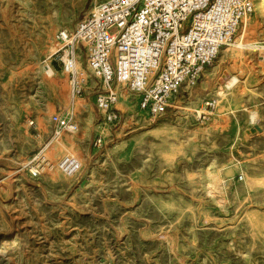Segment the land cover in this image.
Listing matches in <instances>:
<instances>
[{
    "label": "rangeland",
    "instance_id": "374dc122",
    "mask_svg": "<svg viewBox=\"0 0 264 264\" xmlns=\"http://www.w3.org/2000/svg\"><path fill=\"white\" fill-rule=\"evenodd\" d=\"M97 1L0 0V264L9 248L22 264H264V0L207 87L204 75L178 95L175 105L193 100L182 114L149 123L123 90L125 116L110 133L76 97L79 130L56 135L52 115L69 106L71 86L54 36ZM161 119L174 127L168 149L142 133ZM73 151L85 162L71 186L57 168L32 175L39 156L59 164Z\"/></svg>",
    "mask_w": 264,
    "mask_h": 264
},
{
    "label": "built area",
    "instance_id": "2783aa9c",
    "mask_svg": "<svg viewBox=\"0 0 264 264\" xmlns=\"http://www.w3.org/2000/svg\"><path fill=\"white\" fill-rule=\"evenodd\" d=\"M256 0H99L72 27L54 36L57 60L71 86L68 107L52 115L54 133L77 132L73 103L76 97L92 102L97 126L110 133L125 112L123 90L137 100V115L149 123L165 116L179 94L192 89L233 42L241 26L254 14ZM118 27L116 32L110 30ZM207 108L214 102L206 103ZM97 133L93 147L101 148L105 136ZM58 169L73 176L80 162L67 154L59 164L46 156L31 163L39 177ZM82 169V168H81Z\"/></svg>",
    "mask_w": 264,
    "mask_h": 264
},
{
    "label": "bare ground",
    "instance_id": "6f19581e",
    "mask_svg": "<svg viewBox=\"0 0 264 264\" xmlns=\"http://www.w3.org/2000/svg\"><path fill=\"white\" fill-rule=\"evenodd\" d=\"M81 1H84V0H81ZM256 2H258V0H256ZM252 29V28H251ZM252 32V31H251ZM244 34H241L238 36V38H243ZM245 40V39H244ZM52 51H54L55 48H51ZM230 53H234L233 52H230L229 48H224L223 50V55L219 58V62H222L223 60H225V58L230 55ZM220 67V64L217 62L215 64H213V67L212 69L210 70H206L205 72V77L203 78V84L205 87H207V82H208V78L211 74H214L218 71ZM45 72L49 75L46 79H45V82L47 84H54L56 83V80L54 78V73L56 72V68H54L52 65H49L47 66V69H45ZM238 83V79L237 77L233 76V77H230L228 79V82H227V86L228 87H233L235 86L236 84ZM209 89V88H208ZM126 94H128V90H125L124 91ZM123 92V93H124ZM219 93V92H218ZM222 92H220L221 94ZM131 94V93H129ZM225 94V93H224ZM86 99H81L79 102H78V105L80 107H82L83 109H86L88 107V103H86L85 101ZM193 100L188 98V97H183L182 98V103L180 104H177V109H178V114H182L183 113V110L185 111L187 105L189 103H192ZM137 114V112H136ZM128 120V119H127ZM126 120V122H127ZM170 119H161L157 124L153 125L152 127L144 130L142 133H149V134H154V135H157V136H160L163 138V140L166 142L164 147L165 149H168L169 148V144L171 143V136H172V129L174 130V127H170L168 125V122H169ZM41 124V123H40ZM43 124V123H42ZM202 128V127H201ZM39 139V138H38ZM60 146H62L63 148H65V145L62 143L63 141L61 139H58L56 141ZM76 140L73 138L70 139V147L71 149L75 150L76 148ZM116 144L112 145V146H109L106 151H110L112 150L114 147H115ZM72 152V151H71ZM76 152V151H75ZM73 151V155L76 156ZM106 154V153H105ZM77 157V156H76ZM78 161L80 162V169L73 175V176H70V177H66L67 179L65 180V187H69L71 186L72 182L75 180V178L78 176L79 174V171L81 170V168L83 167V163L85 162V157H77ZM8 255H9V264H22L23 262H19L15 257H13L12 255H14V251L12 249H7L5 251Z\"/></svg>",
    "mask_w": 264,
    "mask_h": 264
},
{
    "label": "crops",
    "instance_id": "0c3cea01",
    "mask_svg": "<svg viewBox=\"0 0 264 264\" xmlns=\"http://www.w3.org/2000/svg\"><path fill=\"white\" fill-rule=\"evenodd\" d=\"M220 65H221V63H219ZM123 109V108H122ZM94 112H96V111H94ZM95 114V113H94Z\"/></svg>",
    "mask_w": 264,
    "mask_h": 264
}]
</instances>
